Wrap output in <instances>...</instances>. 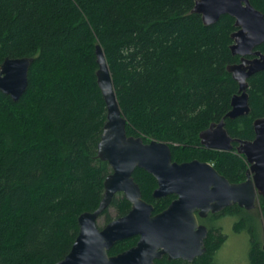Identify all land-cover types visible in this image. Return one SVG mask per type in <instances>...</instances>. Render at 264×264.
I'll list each match as a JSON object with an SVG mask.
<instances>
[{"label":"trees","instance_id":"trees-1","mask_svg":"<svg viewBox=\"0 0 264 264\" xmlns=\"http://www.w3.org/2000/svg\"><path fill=\"white\" fill-rule=\"evenodd\" d=\"M248 1L264 16V0ZM193 8V0H0V66L32 59L18 102L0 92V264L61 261L78 234V217L103 197L111 169L97 154L106 109L95 46L104 53L126 136L167 143L172 161L209 163L230 183L244 179V157L206 149L199 135L223 120L230 138L251 142L254 120L264 118V71L247 80L249 113L226 119L238 92L226 68L240 61L230 52L237 29L227 15L204 26ZM256 50L264 55V43ZM132 177L153 214L175 198L153 199L156 181L141 169ZM109 208L99 216L103 226L131 205L116 194ZM260 208L264 221L263 202ZM223 216L252 240L249 264H261L258 211L236 206L201 219L208 229L201 257L153 264H213L225 241ZM135 240L117 242L108 255Z\"/></svg>","mask_w":264,"mask_h":264},{"label":"water","instance_id":"water-1","mask_svg":"<svg viewBox=\"0 0 264 264\" xmlns=\"http://www.w3.org/2000/svg\"><path fill=\"white\" fill-rule=\"evenodd\" d=\"M193 1V13L200 16L204 26L215 24L223 15L234 19L237 30L231 35L230 52L240 61L226 68L237 82L238 92L231 98L226 119L247 115V80L264 71V55L256 50L264 43V16L248 0ZM94 48L96 86L106 109L97 154L108 164L111 173L104 180V193L97 209L80 214L75 241L56 264H153L164 256L168 260L191 262L204 253L203 241L207 234V229L197 223L196 212L204 218L233 204L251 210L256 193L264 201V118L254 120L251 142L230 138L223 120L211 124L199 135L200 146L209 150L229 152L236 143V153L245 158L248 173L253 174L246 182L230 184L206 162L172 161L169 144L154 140L144 143L141 137L126 136V121L119 111L104 53L100 47ZM30 62L29 58L5 59L0 66V92L13 102H18L26 91ZM135 169L155 179L154 199L175 196L165 210L153 215V206L141 200L139 187L132 177ZM119 193L130 203L129 212L98 228L99 216ZM132 237H138L135 246L117 255H108L117 242Z\"/></svg>","mask_w":264,"mask_h":264},{"label":"rangeland","instance_id":"rangeland-1","mask_svg":"<svg viewBox=\"0 0 264 264\" xmlns=\"http://www.w3.org/2000/svg\"><path fill=\"white\" fill-rule=\"evenodd\" d=\"M108 212V214L114 218V210L109 208ZM231 221L232 220L229 218L218 221L221 222L223 231L225 235H227V241L217 253V264H248V260L246 259L249 240L244 234H233ZM97 226H103V218L99 217L97 220Z\"/></svg>","mask_w":264,"mask_h":264},{"label":"flooded vegetation","instance_id":"flooded-vegetation-1","mask_svg":"<svg viewBox=\"0 0 264 264\" xmlns=\"http://www.w3.org/2000/svg\"><path fill=\"white\" fill-rule=\"evenodd\" d=\"M237 146V145H236ZM235 148L236 147H234L233 146V150L235 151ZM235 153H236V151H235ZM237 154V153H236ZM244 160H245V158H244ZM245 163H246V169H244L245 171H244V179L243 180H241V181H239V182H237V183H230L227 179V181H228V183H230V184H241V183H243V182H246V180L248 179V177H250V179L252 178V176H253V174L252 173H248V169H249V164L246 162V160H245ZM213 167V166H212ZM217 172V171H216ZM218 173V172H217ZM219 174V173H218ZM220 175V174H219ZM221 176V175H220ZM223 177V176H222ZM157 184V183H156ZM157 187V186H156ZM153 194V193H152ZM256 196H255V202H254V207H253V209H251V210H245V209H243V208H241V207H239L237 204H233V205H231V206H229L228 208H232V207H238V209H243V210H245V211H255V212H257L258 211V214H259V216H260V219L258 220L259 221V224L261 225V229L259 228V230H256V232H255V234H257L258 235V245H257V247L259 248V250L263 253V258H262V262H261V264H263V262H264V221H263V219H262V215L260 214L261 213V211H260V207H261V202H263L264 203V201H263V199L261 198V196H259V195H257V193L255 194ZM169 196H173V195H169ZM153 197V196H152ZM166 197H168V196H166ZM154 199V198H153ZM157 199H159V198H157ZM163 199V198H162ZM173 200H174V198H173ZM153 206V205H152ZM169 206V205H168ZM167 206V207H168ZM166 207V208H167ZM165 208V209H166ZM228 208H225V209H228ZM164 209V210H165ZM224 209V210H225ZM224 210H222V211H224ZM153 211H154V208H153ZM152 211V212H153ZM222 211H220V212H222ZM220 212H218V213H220ZM158 213H160V212H158ZM157 214V213H156ZM215 215V214H212V213H208L207 215H206V217L208 216V215ZM217 214V213H216ZM153 215H155V214H153ZM196 217H197V220H198V224L199 225H201V226H204L203 225V223H200L201 222V219H204V218H206V217H204V218H200L199 216H198V212H196ZM225 218H229V219H231L232 221V231H233V234H236L235 232H234V221H235V218H233V217H229V216H223L220 220H223V219H225ZM105 226V225H104ZM219 226H220V231L222 232V234L221 235H224L225 236V241L223 242V244L219 247V249H216V251L214 252V255H213V264H217V253L222 249V247L225 245V243H226V241H227V235H225V233H224V231H223V227H222V224L220 223L219 224ZM205 227V226H204ZM206 228V227H205ZM207 229V228H206ZM207 234H208V229H207ZM206 234V235H207ZM239 234H244V235H246V237L248 238V240H249V246H250V243H251V239H250V237H249V235L248 234H246V233H244V232H242V233H239ZM205 235V236H206ZM132 238H134V239H136L135 240V244L133 245V246H135L136 245V243H137V241H138V237H132ZM206 238H207V236L205 237V239H204V241H203V248L202 249H204L205 251H206V249L204 248L205 247V240H206ZM132 246V247H133ZM130 249V248H129ZM128 250V249H127ZM205 251H204V253H205ZM248 251H249V248H248ZM203 253V254H204ZM202 254V255H203ZM201 255V256H202ZM247 255H248V252H247ZM200 256V257H201ZM164 257H166V256H164ZM163 258V257H162ZM196 258H198V257H196ZM195 258V259H196ZM248 259V258H247ZM246 259V260H247ZM177 260H181V259H177ZM183 262H187V261H185V260H182ZM188 263H191V262H188ZM248 264H249V261H248Z\"/></svg>","mask_w":264,"mask_h":264}]
</instances>
